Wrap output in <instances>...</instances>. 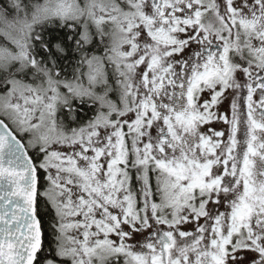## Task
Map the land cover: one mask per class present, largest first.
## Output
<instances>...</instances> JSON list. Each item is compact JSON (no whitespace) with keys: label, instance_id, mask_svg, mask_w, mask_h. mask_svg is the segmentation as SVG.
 <instances>
[{"label":"snow or ice","instance_id":"obj_1","mask_svg":"<svg viewBox=\"0 0 264 264\" xmlns=\"http://www.w3.org/2000/svg\"><path fill=\"white\" fill-rule=\"evenodd\" d=\"M0 264H264V0H0Z\"/></svg>","mask_w":264,"mask_h":264}]
</instances>
